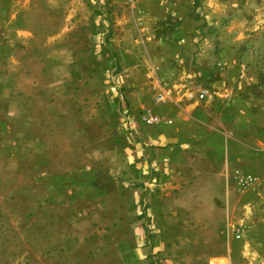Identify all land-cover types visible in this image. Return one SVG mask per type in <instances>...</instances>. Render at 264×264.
<instances>
[{"label": "rangeland", "instance_id": "1", "mask_svg": "<svg viewBox=\"0 0 264 264\" xmlns=\"http://www.w3.org/2000/svg\"><path fill=\"white\" fill-rule=\"evenodd\" d=\"M210 80L264 122V0H0V264H264V179L182 134Z\"/></svg>", "mask_w": 264, "mask_h": 264}, {"label": "crops", "instance_id": "2", "mask_svg": "<svg viewBox=\"0 0 264 264\" xmlns=\"http://www.w3.org/2000/svg\"><path fill=\"white\" fill-rule=\"evenodd\" d=\"M252 1V0H251ZM263 2V1H262ZM126 6L127 2H120ZM124 21H128L127 19H123ZM122 20V21H123ZM120 21V22H122ZM208 86L203 85L199 86L194 91H186L187 97L184 98L186 102V107L183 109V114L185 115V118L187 121L191 118L194 120V122L197 124L195 127H190L185 130V128H182V134L187 133L188 135L192 136V138L195 140L191 145L196 146V150L204 151L205 154L208 156L211 155V158L213 159V162L215 164L216 160L215 158L219 159V153L223 154V159L221 158L218 162L219 166H225L226 171H219L216 167L213 165L212 167V174L215 177H218L216 179H220L221 182L226 183H232L233 181H237L238 178H241L245 175H252L253 177H256L255 179L263 181L264 179V143L255 139L256 142L260 143L259 145H253L257 144L254 143H246L243 142L231 135V132L229 130L228 135H226L224 126L223 131L221 130L219 125L215 124H208L205 119V114L201 110L197 109V105L199 104H207V106H213L218 105V103L223 104V108L220 109L216 108L214 111V114H219L221 112V116L232 119L233 123H235V126H239L240 128L251 130L252 127H254V124L252 122V119L259 120L260 126L264 127V122L261 121L262 114L259 110L252 111L251 103L248 102L247 96L248 93H246L243 96L240 95H231L227 92V94L223 93L222 95H218L211 87H214V84L216 83L214 80H210ZM169 88H172L174 86V83L169 82ZM203 93L204 96L200 97L199 94ZM168 100H170L171 103H173V99L170 96V93L168 95ZM240 96V97H239ZM249 99H252L251 97H248ZM264 98V97H263ZM235 103H240L244 105V112H241L237 114V112L233 109H238L237 106H235ZM239 110V109H238ZM170 121V120H169ZM170 124L175 125L173 122L170 121ZM186 131V132H183ZM253 131H257V128H255ZM228 132V131H227ZM191 137H189V140H193ZM198 142L196 143V141ZM188 146V144H186ZM190 145V144H189ZM243 159L245 164L241 165L238 170H233L235 167L233 164V160ZM256 163V165H259L261 168H263L262 173L256 174L252 170H249L246 164L251 165ZM218 166V168H219ZM165 167V166H164ZM244 171V172H243ZM254 175H253V174ZM252 176H250V179H252ZM200 177V176H199ZM202 180V177L200 178Z\"/></svg>", "mask_w": 264, "mask_h": 264}, {"label": "built area", "instance_id": "3", "mask_svg": "<svg viewBox=\"0 0 264 264\" xmlns=\"http://www.w3.org/2000/svg\"><path fill=\"white\" fill-rule=\"evenodd\" d=\"M200 97H203L204 96V94L203 93H201L200 95H199ZM144 119V121L146 122V123H148V124H151V123H153L154 122V118L153 117H144L143 118Z\"/></svg>", "mask_w": 264, "mask_h": 264}, {"label": "bare ground", "instance_id": "4", "mask_svg": "<svg viewBox=\"0 0 264 264\" xmlns=\"http://www.w3.org/2000/svg\"><path fill=\"white\" fill-rule=\"evenodd\" d=\"M211 264H229L228 262L225 261H220V260H213Z\"/></svg>", "mask_w": 264, "mask_h": 264}]
</instances>
